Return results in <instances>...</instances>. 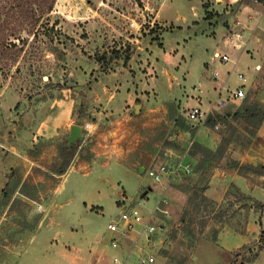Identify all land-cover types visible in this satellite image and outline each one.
Listing matches in <instances>:
<instances>
[{"label":"rangeland","instance_id":"obj_1","mask_svg":"<svg viewBox=\"0 0 264 264\" xmlns=\"http://www.w3.org/2000/svg\"><path fill=\"white\" fill-rule=\"evenodd\" d=\"M238 1L58 0L42 20L37 39L33 42V36L24 34L29 43L18 63L6 75L0 70L3 263L9 254L23 251L47 209L59 203L64 205L58 221L74 228L76 244L89 231L93 240H111L108 224L128 205L136 207L145 222L159 219L155 224H167L158 233L161 244H148L155 256L152 264H179L183 258L185 264H264V196L258 190L250 195L234 184L225 188L228 173L237 171L250 179L249 188L264 190V176L227 168L230 160L253 164L242 160L249 149L264 146V122L247 149L243 139L230 144L223 158L199 171L197 160L187 153L195 140L215 149L223 137L222 127L202 130L205 124L187 119L190 109L205 98L197 88L212 94L208 86L216 84L213 71L221 73V88L232 66L213 63L210 56L218 48L223 51L235 22L246 26L236 25L240 38H264V5L254 2L256 8L246 11L235 5ZM260 63V69H253L249 57L238 71L251 75L253 70L246 97L264 103V59ZM236 82L233 76L229 85L234 88ZM209 97V103H216ZM69 113L74 114L71 125L64 121ZM73 125L81 127L80 147L60 174V147ZM243 125L238 123L240 129ZM170 142L180 147H170ZM259 164L264 163L253 165ZM161 165L180 170L178 179L166 175L157 182L140 172L141 167ZM62 186L61 197H55ZM192 190L204 191L216 202L214 213L196 218L206 222L194 246L168 235L184 210H192ZM117 254L120 262L125 260Z\"/></svg>","mask_w":264,"mask_h":264},{"label":"trees","instance_id":"obj_2","mask_svg":"<svg viewBox=\"0 0 264 264\" xmlns=\"http://www.w3.org/2000/svg\"><path fill=\"white\" fill-rule=\"evenodd\" d=\"M57 2L58 0H0V64H2L0 70L2 69L5 75L12 66L18 63L20 55L29 43V38H25L24 34L33 36L32 40L34 42L42 26V20L46 15L54 11ZM254 2L264 5V0H239L235 5L244 8ZM209 15L212 16L211 13ZM129 61L130 52L125 57V65ZM228 106L230 108L222 112V109ZM241 121L244 124L242 129L238 127V123ZM263 122L264 103L258 99H252L249 94L245 99H242L239 105L228 103L221 108V111L217 110L209 114L205 126L213 129L217 124H220L223 130V137L215 149L196 140L192 142L188 147L187 153L197 160L198 164L195 169L199 171L210 162L223 158L229 145L233 143L239 144L241 139L244 141L243 148L247 149ZM178 125L183 126L182 122H179ZM80 143L81 139H78L71 146H69L68 141L61 145L59 155L62 160V167L58 170L60 174H64L67 171L75 158ZM168 145L175 148L180 147L177 143L172 142ZM227 168L239 170L240 172L247 170L256 175L264 176V164H244L239 160H230L227 163ZM189 203L192 206V210H184L180 220L176 223L178 226L172 229L168 235L172 240L180 239L181 242L186 241L190 246H194L197 243V234L204 229L206 222L203 220L201 222L196 221V218L200 216L209 217L215 211L216 202L211 200L204 191L200 193L192 190ZM196 223L201 225L199 231H196L194 226ZM186 259L183 258L179 264H185Z\"/></svg>","mask_w":264,"mask_h":264},{"label":"crops","instance_id":"obj_3","mask_svg":"<svg viewBox=\"0 0 264 264\" xmlns=\"http://www.w3.org/2000/svg\"><path fill=\"white\" fill-rule=\"evenodd\" d=\"M254 8H256L254 5L245 6L244 10L248 11ZM239 22H240L239 29L241 28L244 29V27H246L244 26V23H242L241 21ZM221 49L222 50L229 49L233 55L239 58V62L235 68L236 72L238 71L241 62L244 59H248L250 57L248 53L255 54L257 56V59L254 60L251 58V60L254 61L253 69H255V66L261 64L260 61L264 59V38H262L261 36L258 37L254 36L253 39H250L248 41L245 40V38L242 36V38L238 40L231 39L228 40V42L225 41V44L222 43ZM244 49L247 50L248 53H243ZM217 51H219V48L214 52ZM213 54L210 56V59L212 58ZM218 61L219 60H213V63ZM232 69L233 66H231L230 69L227 70V73L225 74L226 79L223 80V82L221 83L222 86L225 83L229 84L230 80L233 78V76H235L234 73L235 71L231 72ZM252 74H253V70H252ZM252 74L251 75L246 74V75L249 78L252 77ZM218 80L220 81V79ZM218 80L215 81L216 84L212 83L208 86V89H210L211 93L214 94L212 95L210 94V92L208 93L206 90L204 91L203 89V92L205 93L204 95L205 98L200 101H197L194 107L201 106L204 110L209 112V114L215 112L221 107L218 106V101L220 97H222L221 95H223V92H221L222 86L221 88L218 87L219 84ZM249 83H250V79H248V83L246 85L247 91H248ZM238 85H239V81L237 79L235 87ZM209 96L211 97L214 96L216 103L215 102L209 103V99H210ZM73 118H74V114L72 117V114L70 115L69 113L68 117L65 118L64 121L65 123L71 125L70 123L72 122ZM206 128L207 127L205 126L202 128V130H206ZM261 133L262 136H264V126L260 130V134ZM254 150L256 151L254 152ZM247 155L248 156L244 157L242 161L250 162L253 164H256L257 161L259 163H264V146H262V149L259 150L257 148L249 149V154ZM86 164L89 163H84L82 165H86ZM250 177H254V176H250ZM228 179L230 181L228 182V186L227 185L225 186L226 191H228V188H230L231 185L234 184L236 187L240 188L241 191L245 193H249L250 195H252L254 192L258 190L260 195L264 196L263 189H258V187H255L252 190L251 188H249L251 187L248 181L250 179L240 175L237 171L236 172L230 171L228 173ZM62 191H63V186L62 188L60 187L55 192V197H61ZM63 205L64 204L59 205V203H56V205L54 206L58 207L57 209L56 207L54 210L52 208L47 209L48 210L47 215H45V217L42 220H40V223L37 226L36 231H34L32 237L29 239L23 251L18 252L17 254L16 253L9 254L8 255L10 257L9 260L4 263L2 262V260H0V264H140L139 259L141 254L145 253L146 250L149 248L146 238L144 236H140L139 234V230L141 229L140 226L137 228L135 232H133L132 240L122 239L121 246L117 248L118 250L112 248L110 245V240L107 241L105 240L104 237H101L99 239L94 238L93 240L90 235V231L88 234L84 236L83 238L84 240L76 244L73 238L74 228L62 226V224L58 221V217H60L59 211L63 207ZM43 209L45 210L44 206ZM65 215L68 217L69 214L65 213ZM158 220L156 219L153 222L157 223ZM166 229H167V224H166ZM158 238L160 239L159 243L161 244L162 236H158ZM135 240L138 241L137 247H135L136 245ZM229 240H234V238L230 236ZM225 247L227 250L231 249L230 244H227ZM116 251L120 252L123 255V258H125L124 261L122 262H120V260L118 262L114 261V258L120 257L118 256L117 254L118 252ZM110 256H113L112 257L113 259H110Z\"/></svg>","mask_w":264,"mask_h":264},{"label":"built area","instance_id":"obj_4","mask_svg":"<svg viewBox=\"0 0 264 264\" xmlns=\"http://www.w3.org/2000/svg\"><path fill=\"white\" fill-rule=\"evenodd\" d=\"M236 25H239L240 22H235ZM236 25L232 27L230 36L231 39H240L241 35L238 34V31L236 29ZM243 53H248L247 50H243ZM249 56L256 60L257 56L255 54L248 53ZM213 60H219L220 62L224 64H232L233 69L231 72L235 71V68L239 62V58L231 53V51L223 50V51H217L213 55ZM261 64H258L255 66L256 69H260ZM235 76L239 81V85L232 88L229 84L225 83L222 86L223 95L220 97L218 101V105L221 107H225L229 102L242 100L247 95L246 85L248 83V77L245 73L235 71ZM221 76V73L219 70H215L212 73L213 80H218ZM199 92H203V88L198 87L197 88ZM209 116V112L204 110L201 106H195L190 109V111L187 114V119L190 123L193 125L197 124H205L207 117ZM221 125L217 124L215 126V129H220ZM147 175L152 178L153 180L157 182H161L164 178V176H168L169 178H172L173 180H177L178 176L180 175V170H170L166 165H161L160 168L154 169L149 168L145 170ZM187 173L189 172L188 169L185 170ZM43 207L40 206V210ZM159 211V210H158ZM155 216V215H154ZM144 224V226H140ZM141 227L139 230L140 236H144L147 240L148 244H153L156 242H159L160 239L158 238V233L160 234L162 231L166 229L165 224L157 225L153 223V221H146L143 219L142 215L140 214V211L136 207L132 206H124V208L121 210L118 217L108 224V231L112 235L110 240V245L112 248L117 249L121 246L122 239H131L132 240V234L137 230L138 227ZM136 241L135 247L138 245V241ZM150 245V246H151ZM115 262H118V258H114ZM140 264H152L155 262V256L151 252V250H146L145 253H142L139 259Z\"/></svg>","mask_w":264,"mask_h":264},{"label":"water","instance_id":"obj_5","mask_svg":"<svg viewBox=\"0 0 264 264\" xmlns=\"http://www.w3.org/2000/svg\"><path fill=\"white\" fill-rule=\"evenodd\" d=\"M139 108H140L139 106H136V112L137 113H139ZM80 136H81V127L78 126V125H73L71 127V133H70V136L68 138V144H69V146H71L72 144H74L76 142V140L78 138H80ZM144 171H145V168L144 167H141L140 168V172L141 173H144ZM12 182H14V179L12 180ZM12 182H11V184H12Z\"/></svg>","mask_w":264,"mask_h":264}]
</instances>
